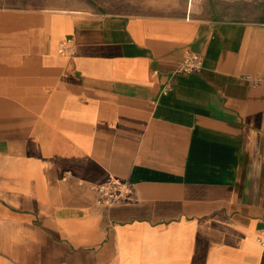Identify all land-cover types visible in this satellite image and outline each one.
I'll use <instances>...</instances> for the list:
<instances>
[{
	"label": "crops",
	"instance_id": "1",
	"mask_svg": "<svg viewBox=\"0 0 264 264\" xmlns=\"http://www.w3.org/2000/svg\"><path fill=\"white\" fill-rule=\"evenodd\" d=\"M263 229L264 0H0V264H264Z\"/></svg>",
	"mask_w": 264,
	"mask_h": 264
},
{
	"label": "built area",
	"instance_id": "2",
	"mask_svg": "<svg viewBox=\"0 0 264 264\" xmlns=\"http://www.w3.org/2000/svg\"><path fill=\"white\" fill-rule=\"evenodd\" d=\"M198 0H188V6L190 8V6ZM58 53L62 54V55H71L72 54V45H71V40L70 39H64L63 41H61L59 47H58ZM202 68V60L200 58L199 55H197L196 53H192L190 51L185 52L182 60L179 62L175 72L176 73H181V74H190V73H194L199 71ZM261 79L255 80L254 84L257 85L258 82ZM169 87L166 86L163 90V93H166L167 89ZM117 183L113 182L111 185H109L108 187H102L100 190H104V191H108L111 190V186L116 185ZM108 192H106V196L108 197L109 195L112 197L113 193L111 194H107ZM257 242L264 247V229L260 231V233L257 235L256 238Z\"/></svg>",
	"mask_w": 264,
	"mask_h": 264
},
{
	"label": "rangeland",
	"instance_id": "3",
	"mask_svg": "<svg viewBox=\"0 0 264 264\" xmlns=\"http://www.w3.org/2000/svg\"><path fill=\"white\" fill-rule=\"evenodd\" d=\"M126 193L127 194L130 193L128 192V189H126L123 185H120L119 183H117L115 185V190H114V193L112 194L113 195L112 197L121 200L124 198Z\"/></svg>",
	"mask_w": 264,
	"mask_h": 264
}]
</instances>
